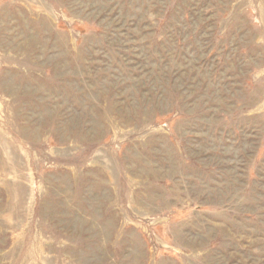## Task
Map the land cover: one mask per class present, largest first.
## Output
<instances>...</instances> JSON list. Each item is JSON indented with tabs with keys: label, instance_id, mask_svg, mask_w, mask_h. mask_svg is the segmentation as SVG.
Masks as SVG:
<instances>
[{
	"label": "rangeland",
	"instance_id": "374dc122",
	"mask_svg": "<svg viewBox=\"0 0 264 264\" xmlns=\"http://www.w3.org/2000/svg\"><path fill=\"white\" fill-rule=\"evenodd\" d=\"M0 264H264V0H0Z\"/></svg>",
	"mask_w": 264,
	"mask_h": 264
},
{
	"label": "bare ground",
	"instance_id": "6f19581e",
	"mask_svg": "<svg viewBox=\"0 0 264 264\" xmlns=\"http://www.w3.org/2000/svg\"><path fill=\"white\" fill-rule=\"evenodd\" d=\"M139 249H140V248H139ZM125 250H126V249H125ZM56 253H57V252H56ZM53 257H54V256H53ZM101 257H102V256H101ZM139 257H140V256H139ZM130 258H131V257H130ZM137 260H140V259L137 258Z\"/></svg>",
	"mask_w": 264,
	"mask_h": 264
}]
</instances>
